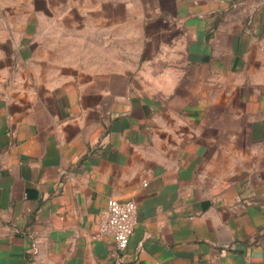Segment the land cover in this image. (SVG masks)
I'll return each instance as SVG.
<instances>
[{
	"label": "crops",
	"instance_id": "1",
	"mask_svg": "<svg viewBox=\"0 0 264 264\" xmlns=\"http://www.w3.org/2000/svg\"><path fill=\"white\" fill-rule=\"evenodd\" d=\"M0 264H264V0H0Z\"/></svg>",
	"mask_w": 264,
	"mask_h": 264
},
{
	"label": "built area",
	"instance_id": "2",
	"mask_svg": "<svg viewBox=\"0 0 264 264\" xmlns=\"http://www.w3.org/2000/svg\"><path fill=\"white\" fill-rule=\"evenodd\" d=\"M136 224V204L134 201L109 199L102 219L99 221L94 240L110 237L116 249L123 252L134 233Z\"/></svg>",
	"mask_w": 264,
	"mask_h": 264
}]
</instances>
